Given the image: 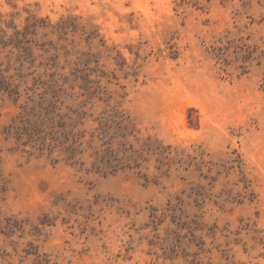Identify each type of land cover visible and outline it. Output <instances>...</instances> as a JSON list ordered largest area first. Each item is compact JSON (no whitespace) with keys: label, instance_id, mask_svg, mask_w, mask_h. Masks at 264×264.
<instances>
[{"label":"rangeland","instance_id":"1","mask_svg":"<svg viewBox=\"0 0 264 264\" xmlns=\"http://www.w3.org/2000/svg\"><path fill=\"white\" fill-rule=\"evenodd\" d=\"M0 264H264V0H0Z\"/></svg>","mask_w":264,"mask_h":264}]
</instances>
